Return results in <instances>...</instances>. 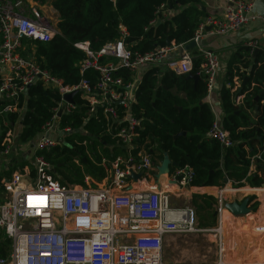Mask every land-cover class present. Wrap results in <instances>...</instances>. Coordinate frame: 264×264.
I'll return each instance as SVG.
<instances>
[{"label": "built area", "instance_id": "2783aa9c", "mask_svg": "<svg viewBox=\"0 0 264 264\" xmlns=\"http://www.w3.org/2000/svg\"><path fill=\"white\" fill-rule=\"evenodd\" d=\"M223 1L219 12L205 15L186 42L169 40V44L146 52L130 50L125 45L126 28L119 24L118 38L97 50H92L87 41L75 43L85 56L78 64V82L70 85L42 68L33 55L35 42L50 41L58 33V13L49 2L0 0V118L25 111L20 103L27 98L31 85L40 84L59 94L50 118L31 142V176L24 177L12 162L25 152L26 145L15 149L12 129L1 137L0 128V160L4 161L0 167V264H264V260L241 262L236 254L230 255L236 252L239 240L243 251L250 249L246 240L236 236L251 228V221L225 210L222 192L216 198L217 224L211 229L216 237L214 258L201 262L166 259L163 248L168 236L208 229L197 225L191 207L172 204L168 189L148 185L155 172L150 153L139 150L132 155L133 138L142 128L134 111L136 90L143 74L151 69L160 72L159 77L165 71L197 74L205 84V99L213 113L206 138L222 148L234 146L235 141L221 124L214 96L222 86L232 91L237 87L226 80L227 65L218 52L202 40L235 31L254 18L264 22V13L252 14L253 2L249 0ZM46 3L50 10L44 9ZM174 12V8L161 3L149 26L169 19ZM191 40L195 53L184 49ZM244 44L251 50H261L264 58V31L261 40ZM194 58L199 59L196 72H192ZM72 92V101H66L63 95ZM81 106L87 108L88 117H98L124 150V154L113 157L101 156V168L110 174L105 186L62 184L51 174L49 161L38 153L63 146L69 134L84 133L74 128L73 120L62 126V116L73 114ZM263 150L264 132L261 150L249 157V170L255 159L263 161ZM130 168L141 175L136 188L129 177ZM193 178L192 169L185 165L168 177V184L185 188ZM129 184L131 188H127ZM240 217L241 226L235 220ZM255 230L264 232V226L257 225Z\"/></svg>", "mask_w": 264, "mask_h": 264}, {"label": "trees", "instance_id": "16d2710c", "mask_svg": "<svg viewBox=\"0 0 264 264\" xmlns=\"http://www.w3.org/2000/svg\"><path fill=\"white\" fill-rule=\"evenodd\" d=\"M38 1L49 2L58 13V33L50 41L35 42L33 55L42 68L70 85L78 82V64L85 56L74 46L75 43L87 41L92 50H97L106 42L118 38V25L122 24L127 31L125 45L130 50L146 52L155 46L166 45V40L177 43L188 41L198 23L207 15L202 0ZM161 3L174 8V14L155 26H149L156 7ZM195 51L191 50L192 53ZM262 53L254 52L247 46L238 47L228 60L225 74L231 86L237 88L232 91L231 88L222 86L215 97L217 108L221 112V124L235 141L230 148H222L217 141L206 138L213 113L205 100L206 88L201 80L194 83L186 74L169 75L165 71L159 77L154 69L146 71L136 90L134 111L142 128L133 138L132 155L135 156L139 150H145L151 154L153 161L154 157L162 159V153L167 152L169 158L178 163L179 168L187 165L192 169L194 178L190 186L222 187L227 180H231L234 187H260L264 182V150L261 153L263 161L255 159L253 168H248L249 157L261 150L263 142L264 95L254 101V97L261 91L260 85L264 84ZM198 65L199 59L194 58L192 72H196ZM85 74L89 76L90 73ZM245 76L248 78L246 85L237 91ZM26 94L27 98L20 103L21 109H25L24 112L18 115L9 113L0 118V128L3 129L1 137L7 129L21 124L15 137L18 145L33 141L59 100L57 91L44 88L40 84L28 87ZM242 95L246 96L238 102ZM86 109L81 106L73 114L62 116V126L73 120L74 128H81L84 132L82 135L73 133V136L67 137L66 142L71 143L69 147L64 144L38 152L49 161L51 174L62 184H84L80 168L70 163L73 157L81 156V163L90 175L97 178L102 175V168L87 161V145L86 142L83 143L85 138L96 141L101 147V155L108 158L124 154L115 138L105 131L98 117H88L85 114ZM180 131H185L186 134L174 137ZM92 156L99 159L97 154ZM174 169L172 167L171 171ZM240 190L244 192L250 189ZM262 192L264 193V189ZM192 196L201 202L198 208L205 212L203 219L208 217L209 224L214 225L216 216L208 210L216 202V198L207 193H193ZM259 202L258 210L251 212L256 222L258 218L264 219V215L259 212L260 207L264 210V197L259 198ZM252 207L255 211L257 202Z\"/></svg>", "mask_w": 264, "mask_h": 264}, {"label": "crops", "instance_id": "0c3cea01", "mask_svg": "<svg viewBox=\"0 0 264 264\" xmlns=\"http://www.w3.org/2000/svg\"><path fill=\"white\" fill-rule=\"evenodd\" d=\"M202 1H203V4H204V7H205L206 14L218 13L219 12L218 11L219 8L224 3L223 0H202ZM249 1L253 2L252 14L264 13V0H249ZM263 31H264V22H263V20L260 19V18H254L248 24L244 25L243 27H240L239 29H237L235 31H232V32H229V33H226V34H223V35L206 36V37L203 38L202 42H203L204 45H206L210 49H212L214 51H217L218 54L220 55V59H221L222 63L227 65L229 58L238 50V47L246 46L244 44V41L253 40V39H260L261 40V35H262ZM257 51H261V50H257ZM254 52H255V50H254ZM262 59H263V53H262ZM263 86H264V84H261L260 85V89L264 88ZM245 96L246 95L240 96L239 99H238V102L242 101L245 98ZM214 97H217V96H214ZM215 104L217 106L216 99H215ZM29 143L30 144H19V145L16 143L15 149H17V146L26 145V146L23 147L25 149V152L22 153V154H19L18 157H14V158H17V160L15 159V160L12 161L13 165L17 166L16 168L19 169L20 172L26 178L28 176H31L32 171H33L32 170V160L31 161L29 160V158H30V155H29L30 154V150L29 149H30V146H31V142H29ZM154 159L155 160H153V163H154V166H155L156 164H158L160 162L161 159L159 160L156 157H154ZM17 162H19V163L23 162V163L19 164ZM3 165H4V161L0 160V167H2ZM168 180H169L168 176H166V177H163L162 179H160L158 183H155V179L153 177V178L149 179L147 183H148V185H151L152 183H154L158 187H160L161 184L164 181H166V183H168L169 182ZM230 183L231 182L228 181V183L225 184V186L230 185ZM132 185L133 186H138L140 184L137 181H133ZM186 188L187 189L180 188V189H185V190H179V191H172L170 189L169 190L171 192L170 197L178 198V197H180L182 195H184V196L186 195L185 197H187V195L192 194V193H200V194L207 193V194H212L215 198H217V196H218V194L220 193V190H221V189H219V187H216V186H205V187L189 186V187H186ZM240 188H249L250 190L242 192L240 190ZM263 189H264V186L250 187L248 185H244L242 187H238L237 189H235V188L234 189L233 188H226L225 187L224 190H222L223 191L222 193L229 192L231 200H237V201L242 200V198L244 196H248V197L251 196L252 199H253L254 196L256 195L258 197L257 200L259 201V198L264 197V193L262 192ZM2 194H3V192L1 191V188H0V197L3 196ZM252 199L251 200L249 199L251 206L254 203V202L252 203ZM259 205H260V203H259ZM254 212H256V211H254ZM259 212H261L264 215V210L261 207L259 209ZM253 219H254L253 226H255L256 225V219H255V217ZM262 223H264V222H262ZM254 233H255V231H254ZM260 235H262V234H260ZM236 237L240 238L241 235H237ZM240 241L241 240L238 241V244H239ZM248 243L250 244L249 251L252 254L250 253L247 256V254H245V252H243V254L239 253L237 255V259L239 261H241V262L247 261L249 263L260 261L261 259H259V258L264 255V236L263 235L261 237H256L255 236L253 238L252 242H251V238H250ZM254 245L256 246L257 249L255 248ZM253 246H254L255 250H253Z\"/></svg>", "mask_w": 264, "mask_h": 264}, {"label": "rangeland", "instance_id": "374dc122", "mask_svg": "<svg viewBox=\"0 0 264 264\" xmlns=\"http://www.w3.org/2000/svg\"><path fill=\"white\" fill-rule=\"evenodd\" d=\"M44 9L45 10H50V7H49L48 3L44 4ZM157 74L159 76L160 72H158ZM214 99H216V98L214 97ZM220 114H221V112H220ZM20 128H21V124L20 123L15 124V126L12 127V136L14 137V139H15L17 133L19 132ZM73 135H74L73 133L69 134L68 137L69 136H73ZM84 140H85L84 143L86 142V145H87L86 148L88 150L86 152L88 154V155H86L87 161L91 162L92 165H96V166H98V168H101V162L100 161H101V156H103V155H101L102 152H101L100 145L96 141L91 139V138H85ZM65 143H66V146H68V147L71 145V143H69V142L65 141L64 144ZM89 153H91V154H89ZM92 154L93 155L97 154L99 159L94 157V156H92ZM80 157L81 156H79V158L73 157L71 159L70 163H73L75 166H78L80 168V172L82 174L83 183H87L88 185H91V186H93V185L94 186L95 185H97V186L108 185V179L110 177L109 172H107V171L102 169L103 172H102V175L99 178L90 175L89 173H87L84 165L81 163ZM83 160H85V159H83ZM153 169L155 170V167H153ZM262 176L264 178V175H262ZM84 179H86V181H84ZM228 181L231 182V180H227L225 182V184H227ZM225 184L222 187H219V189H221V191L224 190L225 187L226 188H233V189L234 188L235 189L238 188V187L232 186L231 183H230V185H227V186H225ZM221 194H222L223 199L225 201L231 200L229 192H224V193H221ZM192 195H193V193L187 195V197H185L186 195L185 196L182 195V196H180L178 198L170 197L171 203L174 204L177 207H186V206L191 207L192 211H193V214H194V217L196 219L197 225L199 227L208 229V231H205V232L204 231L203 232H193V233H180V234H175V235L168 236L165 239L164 248H163V253H164V256H165L166 259L193 260L194 262H201V261H209V260H212L214 258L215 239H216V237H213L215 235H214V232L211 229L216 226L217 220H216V223L214 225H210L209 224L210 219L208 217L204 220L203 218L205 216V212L201 211L198 208V206L201 205V202H200V200H195ZM257 198L258 197L255 195L254 198L252 199V203L253 202L255 203V201L257 202V207H256L255 211L258 210L259 203H260L257 200ZM216 206H217V199H216V202L212 203V205H211V207H210V209L208 211L209 212H213V214H214V210H215ZM216 219H217V217H216ZM257 220L258 221L256 222V225L253 226V230H250V232H246L245 230L240 232V235H241L242 238H244V236L247 235V234L252 236V238H254L255 236L256 237H261L262 235L264 236V232H259L258 233V232H256L257 230H255V227L257 225L258 226H264V223H262L263 219L262 218H258ZM202 221H204L205 223L202 222ZM254 231H255V233H254ZM260 234H262V235H260ZM239 245H241L240 242L238 244V248L236 249V252H234V251L231 252V254H230L231 256H233L234 254L238 255L239 253L243 254L244 251L242 250L243 249L242 245H241V247H239ZM254 246H253V250H255ZM255 248H256V246H255ZM263 258H264V255L261 256L259 259H261L263 261L264 260Z\"/></svg>", "mask_w": 264, "mask_h": 264}, {"label": "water", "instance_id": "95a60500", "mask_svg": "<svg viewBox=\"0 0 264 264\" xmlns=\"http://www.w3.org/2000/svg\"><path fill=\"white\" fill-rule=\"evenodd\" d=\"M166 44H169V41L166 40ZM195 47V42L193 40H191L190 42H188L185 46L184 49L186 50H191ZM255 52H257V50H255ZM169 75L171 74V72H167ZM186 77L189 79H192L194 81V83H196L197 81L200 80L199 76L195 73H187ZM247 76H245L243 78V80L240 83L239 88L237 89V91H239L241 89V87H243L244 85H246L247 83ZM264 87V86H263ZM74 95V92L72 93H67L63 95V98L66 101L71 102L72 101V97ZM264 95V88L261 89V91L259 92L258 95H256L254 97V101H258L260 96ZM257 109V106L255 105L254 110ZM60 110L58 111V116H60ZM185 131H180L178 133H176L174 135V137H177L179 135H185ZM172 167H174L175 169L173 171H171ZM178 168V163L171 160L167 154V152H163L162 153V159L160 160V162L158 164L155 165V172L153 173V177L155 179V183H158L160 179H162L163 177L166 176H170L176 169ZM129 177L131 179H133V181H137V179H140L141 175L140 173H136L134 172L131 168L129 169ZM224 180H226V178H224ZM171 183L174 182V180H170ZM261 186H264V182H262ZM127 188H131V185L129 184L127 186ZM224 208L229 211L231 214H233L234 216H245L248 213L254 212L253 211V207L250 205V201H249V197L248 196H244L242 198V200L237 201V200H229L224 202L223 204ZM214 215H216V211H214Z\"/></svg>", "mask_w": 264, "mask_h": 264}, {"label": "bare ground", "instance_id": "6f19581e", "mask_svg": "<svg viewBox=\"0 0 264 264\" xmlns=\"http://www.w3.org/2000/svg\"><path fill=\"white\" fill-rule=\"evenodd\" d=\"M172 74V73H171ZM206 100V99H205ZM134 188H136V186L134 187ZM160 189H168V190H172V191H179V190H185V189H187L186 187H185V189H180L179 187H177L176 185H174V184H168V183H166V181H164L162 184H161V186H160ZM220 192H222L221 190H220ZM226 202V201H225ZM224 207V206H223ZM226 210V209H225ZM216 211V210H215ZM225 213H227V211H225ZM216 217H217V215H216ZM245 217L246 218H248L250 221H251V228H249V229H247L246 230V232H250V230H252V228H253V221H254V219H253V215L251 214V213H248L247 215H245ZM235 220H238V224L241 226V221L243 220V217H240V218H235ZM246 227V226H245ZM247 228V227H246ZM211 235V234H210ZM250 235L249 234H247V235H245L244 236V238H242L243 240H246L247 242H249V239L251 238V242L253 241V238H252V236L251 237H249ZM213 237H215V236H213ZM240 243H242L241 241H240ZM183 248V247H182ZM187 248V247H186ZM246 251V252H245ZM244 252H245V254H247V256H248V254H249V250H245Z\"/></svg>", "mask_w": 264, "mask_h": 264}]
</instances>
